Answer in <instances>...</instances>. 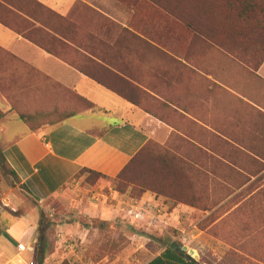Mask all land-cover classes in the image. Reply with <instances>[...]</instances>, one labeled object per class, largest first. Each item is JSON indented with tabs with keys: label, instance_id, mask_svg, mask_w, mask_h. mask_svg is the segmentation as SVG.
<instances>
[{
	"label": "rangeland",
	"instance_id": "obj_1",
	"mask_svg": "<svg viewBox=\"0 0 264 264\" xmlns=\"http://www.w3.org/2000/svg\"><path fill=\"white\" fill-rule=\"evenodd\" d=\"M88 1L92 5L76 1L68 16L58 14L66 22L61 31L70 39H59L51 43L53 48L48 47L174 130L165 140L151 139L154 145L146 154L150 167L142 175L143 184L129 183L122 189L118 178L102 177L91 184L87 181L90 175L83 173L85 179L68 190L67 201L52 196L39 202L26 192L21 179L3 166L6 138L8 132L25 128L17 122L22 115H42L31 120L33 123L48 118L56 121L70 109L47 111L44 105L50 100L41 90L43 76L33 80L37 90L30 93L25 84L19 89L11 83L16 78L0 77L1 93L9 103L6 112L0 109L4 112L0 117L2 206L17 213L36 209L40 216L44 212L43 264H143L174 243L187 245L201 264H264L262 157L202 155L203 144L217 147L216 139H203L202 129L213 135L216 132L196 121L191 125L181 122L174 113L186 115L170 104L175 91L171 69L179 63L200 66L205 55L214 70L224 60L231 68L256 69L264 58V23L261 30L243 40L240 29L244 23L232 0ZM256 2L259 10L264 7L263 0ZM175 6L178 12L192 10L194 19L188 20L211 31V36L196 35L186 20L178 19ZM50 12L43 16L49 17ZM259 13L253 14L258 25L262 22ZM15 14L5 15L22 32L21 15ZM34 32L37 36L48 33L40 27ZM112 58L135 73L125 71L123 80L103 73ZM19 63L40 73L27 62ZM75 98V110L91 106ZM29 259L24 258L25 262ZM34 260L40 264L37 252Z\"/></svg>",
	"mask_w": 264,
	"mask_h": 264
},
{
	"label": "crops",
	"instance_id": "obj_2",
	"mask_svg": "<svg viewBox=\"0 0 264 264\" xmlns=\"http://www.w3.org/2000/svg\"><path fill=\"white\" fill-rule=\"evenodd\" d=\"M37 1L46 7L38 10L27 6L30 14L16 10L22 17L19 19L24 26L22 32L14 28L16 23L5 15L16 14L0 5V77L16 78V82L11 83L19 89L25 84L27 93L37 90L34 79L45 77L41 79V90L50 100L44 105L47 111L66 106L70 109L69 116L56 121L48 118L49 121L35 130L22 119L17 120L25 128L8 132L3 154L21 184L26 185L39 202L52 196L67 201L68 190L85 179L81 174L83 169L115 179L149 140H165L174 128L134 100L81 72L48 47L53 48L51 43L59 39L69 41L62 32L66 22L61 16L71 14L78 0ZM83 1L92 5L88 0ZM46 12H50L47 18L43 16ZM36 27L48 33L37 36ZM27 34L46 46H39ZM19 60L33 65L41 74L26 65L23 68ZM201 60L200 66L185 61L186 66L179 63L171 69V86L175 91L170 104L186 115L174 113V116L186 125L196 121L216 132L213 135L202 129L206 135L203 134V139L217 141L216 149L203 144L202 155H250L262 157L264 161V58L252 72L236 66L231 68L225 60L214 70L207 56L202 55ZM109 61L112 64L107 66L116 67L118 72L121 69L123 72L119 73L124 77H127L126 72L135 73L118 60ZM21 78L23 82L18 81ZM75 96L90 102L91 106L75 110ZM0 109L4 112L9 109L1 90ZM40 223L41 214L39 216L36 209L17 213L0 203V264L11 258L34 260L32 250L19 253L18 244L24 242L37 250ZM189 250L188 247V251H184L179 245L166 246L143 264H201Z\"/></svg>",
	"mask_w": 264,
	"mask_h": 264
},
{
	"label": "trees",
	"instance_id": "obj_3",
	"mask_svg": "<svg viewBox=\"0 0 264 264\" xmlns=\"http://www.w3.org/2000/svg\"><path fill=\"white\" fill-rule=\"evenodd\" d=\"M232 1L237 4V8L239 9L238 13L240 14L239 20L244 23V25L241 26V29H240L241 38L243 39V37L244 38H248L249 36L251 37L256 30L257 31L261 30V28H262L261 23H264V7L260 8V10H259V7L256 6V4H258L256 2V0H232ZM0 5L8 8L13 13H17L16 10H18V12L19 11L24 12L25 14H30L26 9L27 6L32 5V6H34V9H38V10H41V9L46 7L44 4H42L41 2H39L37 0H0ZM175 8H176V16H178V19H181L183 21L186 20L185 23L188 24V27H190L191 29H193L195 31L196 35L201 36V37H208V36L210 37L211 36V31L204 30L200 25H196L194 23V21L188 20V18L194 19V13L192 12V10H189L187 8V11H185V13L182 10H179V12H182V13H179L177 11L176 6H175ZM256 12H260L259 15H260V17L262 16L261 17L262 22H260V24H259L260 26L256 22L258 20L255 21L256 16L253 17V14ZM203 15H204V13H203ZM1 20H3V19H1ZM27 36L30 39H32L33 41H35L36 44H38L42 47L46 46V44H44V42H42L40 39L36 38L35 36H32L31 34H27ZM103 69H104L103 73H105V72L109 73L110 72L114 76V77L113 76L112 77L116 80H118V79L123 80V78H125L124 76H122L118 71H116L112 67H107V68L104 67ZM87 75L90 76L89 74H87ZM91 78L95 79L94 77H91ZM120 94H122V93H120ZM123 96H125V95H123ZM126 98H128V97H126ZM130 100H132V99H130ZM2 114H4V112L0 110V117L2 116ZM41 116L42 115H38V114L22 115L21 119L26 121V123H29L30 128L35 130V129H38L40 126H42V124H44V122L35 121V123H33L32 121H34L38 118L41 119L42 118ZM68 116H69V113L65 114L60 120H64ZM153 145H154L153 140H149L146 143V145L135 156L132 157V159L129 161V163L118 174L117 178L120 181L119 188L124 189L129 183H135V184L141 183V184H143V180H141L142 175L147 170V168L150 167V164L147 161L148 159L146 158V154H147L148 150ZM3 166L7 169L9 168L14 175L18 176L16 171L9 164L8 160L5 157L3 158ZM83 173H88L90 175L88 177L87 181L91 184L96 183V181L101 177L107 178V176L104 175L103 173H100L98 171H94L91 169H83L81 171V174H83ZM23 187L26 189V192L28 194H30L35 200H37V198L33 196V194L31 193V191H29V189L27 188L26 185H23ZM44 221H45L44 212H42L41 223H40V228H39V233H38L39 239H38V249H37V258H38V262L40 264H43V262H44V253H45L44 246L42 244V240L44 237V233H43ZM172 245H177V244L174 243Z\"/></svg>",
	"mask_w": 264,
	"mask_h": 264
},
{
	"label": "built area",
	"instance_id": "obj_4",
	"mask_svg": "<svg viewBox=\"0 0 264 264\" xmlns=\"http://www.w3.org/2000/svg\"><path fill=\"white\" fill-rule=\"evenodd\" d=\"M29 250H32V252H33V253L35 254V256H36V252H37V250L28 247L24 242H20V243L18 244V251H19V253H24V252H27V251H29ZM191 255H193V254H191ZM193 256H195V255H193ZM27 263H28V264H37V262H36L35 260H31V261L25 262V260L22 259V258H19V259H13V258H11V259H8V260L5 262V264H27Z\"/></svg>",
	"mask_w": 264,
	"mask_h": 264
},
{
	"label": "water",
	"instance_id": "obj_5",
	"mask_svg": "<svg viewBox=\"0 0 264 264\" xmlns=\"http://www.w3.org/2000/svg\"><path fill=\"white\" fill-rule=\"evenodd\" d=\"M179 247L184 250V251H188V246L187 245H179Z\"/></svg>",
	"mask_w": 264,
	"mask_h": 264
},
{
	"label": "bare ground",
	"instance_id": "obj_6",
	"mask_svg": "<svg viewBox=\"0 0 264 264\" xmlns=\"http://www.w3.org/2000/svg\"><path fill=\"white\" fill-rule=\"evenodd\" d=\"M191 251V253H193V250H190Z\"/></svg>",
	"mask_w": 264,
	"mask_h": 264
}]
</instances>
